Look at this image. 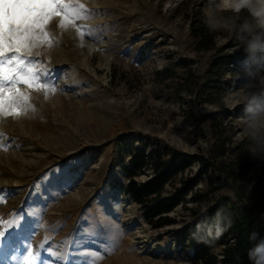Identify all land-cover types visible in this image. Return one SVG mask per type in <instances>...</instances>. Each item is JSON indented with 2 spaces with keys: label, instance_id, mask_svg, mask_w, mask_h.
I'll list each match as a JSON object with an SVG mask.
<instances>
[{
  "label": "rangeland",
  "instance_id": "rangeland-1",
  "mask_svg": "<svg viewBox=\"0 0 264 264\" xmlns=\"http://www.w3.org/2000/svg\"><path fill=\"white\" fill-rule=\"evenodd\" d=\"M59 2L83 4L91 16L73 20L57 10L42 29H36L40 39L20 45L7 40L4 48L6 57L16 56L25 65L49 71L41 73L32 87L16 83L13 88L17 69L23 72L24 68L15 61L4 66L0 217L7 224L19 215L29 227L18 232V251L8 253L18 259L5 261L0 255V264H36L25 259L24 246L36 252L45 240V248L67 255V264H81L80 253L85 249L102 253L100 264H198L191 260V248L180 249L169 233L185 225L187 212L179 207L172 213L177 224L151 228L121 190L120 182H128L122 163H128L132 148L155 138L217 164L244 155L247 141L239 119L243 104L235 95L242 84L243 46L227 30L216 32L217 46L236 57L224 69L226 92L220 105L216 97L212 102L198 97L194 85L195 80L205 84L202 75L213 56L195 48L191 33L192 22L205 24L206 0ZM73 25L85 27L77 31ZM173 91L180 92V97ZM17 92L27 100L9 101ZM221 129L231 141L221 139ZM221 140L227 151L215 159ZM69 160L73 167L66 170ZM201 171L194 163L185 176ZM209 174H215L214 166ZM205 178L202 174L198 189H204ZM241 182H264L263 160L252 158ZM219 197L235 201L223 190L211 202ZM102 223L116 237L117 246L110 255L103 253V237L83 235L86 228ZM83 239L89 242L76 247L74 242ZM42 256L52 264H64L47 251Z\"/></svg>",
  "mask_w": 264,
  "mask_h": 264
},
{
  "label": "trees",
  "instance_id": "trees-1",
  "mask_svg": "<svg viewBox=\"0 0 264 264\" xmlns=\"http://www.w3.org/2000/svg\"><path fill=\"white\" fill-rule=\"evenodd\" d=\"M191 33L196 38L197 50L213 53L211 62L202 75L205 84L200 85L198 80L194 81L198 88L196 95L211 102L216 97L221 105L226 92L222 86L224 69L236 57L221 51L215 42L216 32H210L203 22H192ZM241 50L244 51L243 47ZM173 92L180 97V92ZM220 137L231 141L223 129ZM225 145V141L221 140L220 145L216 146L219 152L215 159L222 158L226 153ZM242 156L239 155L240 158H233L228 163L222 161L217 164L163 139L142 141L140 147L129 151L128 163H122L128 182L121 181L120 187L124 195L139 207L141 217L151 228L159 229L177 224V217L172 213L179 207L187 212V219H183L185 225L177 230L172 228L169 233L174 235L180 249L186 246L191 248L193 262L249 264L247 252L253 244L249 240L250 234L256 232L264 237V182H241L252 161L248 152ZM194 163H198L202 171L185 176ZM211 166H214V175L209 174ZM141 174H146V177L138 179L137 175ZM202 174L206 176L205 187L198 189ZM223 190H228L235 201L219 197L211 202V197ZM218 214L222 217L225 230L219 238H215L214 225Z\"/></svg>",
  "mask_w": 264,
  "mask_h": 264
},
{
  "label": "snow or ice",
  "instance_id": "snow-or-ice-1",
  "mask_svg": "<svg viewBox=\"0 0 264 264\" xmlns=\"http://www.w3.org/2000/svg\"><path fill=\"white\" fill-rule=\"evenodd\" d=\"M57 10L62 11L65 16L72 17L73 20H86L90 18L91 13L84 8L83 4H72V3H60L59 0H0V94L3 93L5 82L7 77L3 75L5 71V65H12L13 61L17 65L24 68L23 72L17 69L16 79L12 81V87L15 88L16 83L28 84L29 87L33 86V81H38L41 79V73L47 74V68H37L35 65H25L24 61L19 57H6L4 48L6 46L7 40H13L18 45L23 44L25 41L30 39H40L36 35V29L43 27V23L46 21L47 17ZM77 27V31L80 28L85 27L84 25H73ZM60 27H63V21H61ZM89 29V34H91ZM45 39L47 34L45 33ZM10 50V46H9ZM19 51V48H17ZM47 87V85H45ZM37 90H40L39 88ZM53 92L55 88L51 89ZM47 98V96L45 97ZM16 99L27 100L26 96L17 92L15 96L8 97V100L15 102ZM3 106V97L0 96V109ZM10 114L15 115L14 112ZM73 167V162L71 160L66 162V170H71ZM3 197H0L2 200ZM28 223L24 217L19 215L12 216L11 219L5 224V221L0 217V255H3L5 261L11 259L15 262L18 258L13 254L11 257L8 256L9 252L14 253L18 251V232H23L28 230ZM111 229L109 225L100 224L98 226H90L84 230L83 235L85 237H103L104 243L102 245L103 253L112 254L116 248V237L114 234H110ZM89 242L88 239L75 241L76 247H83ZM48 243L47 240L43 241L38 245L36 252L31 250L30 245L24 246V252L27 254L25 259H31L36 262V264H52L51 261L45 260L42 256V251H47L51 255L55 256L57 260L64 261L67 264L66 254H57L52 251L51 248H45ZM73 241H69L72 244ZM84 257L81 264H100L104 256L102 253L85 249L80 253Z\"/></svg>",
  "mask_w": 264,
  "mask_h": 264
},
{
  "label": "clouds",
  "instance_id": "clouds-1",
  "mask_svg": "<svg viewBox=\"0 0 264 264\" xmlns=\"http://www.w3.org/2000/svg\"><path fill=\"white\" fill-rule=\"evenodd\" d=\"M210 32L227 30L243 46L240 96L243 104L240 124L246 150L253 159L264 160V0H206L202 9ZM225 230L220 214L214 225V237ZM248 249L249 264H264V237L253 232Z\"/></svg>",
  "mask_w": 264,
  "mask_h": 264
},
{
  "label": "bare ground",
  "instance_id": "bare-ground-1",
  "mask_svg": "<svg viewBox=\"0 0 264 264\" xmlns=\"http://www.w3.org/2000/svg\"><path fill=\"white\" fill-rule=\"evenodd\" d=\"M1 214V213H0Z\"/></svg>",
  "mask_w": 264,
  "mask_h": 264
}]
</instances>
